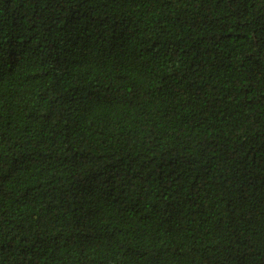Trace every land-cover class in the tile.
I'll return each mask as SVG.
<instances>
[{
    "label": "trees",
    "instance_id": "trees-1",
    "mask_svg": "<svg viewBox=\"0 0 264 264\" xmlns=\"http://www.w3.org/2000/svg\"><path fill=\"white\" fill-rule=\"evenodd\" d=\"M0 264H264V0H0Z\"/></svg>",
    "mask_w": 264,
    "mask_h": 264
}]
</instances>
